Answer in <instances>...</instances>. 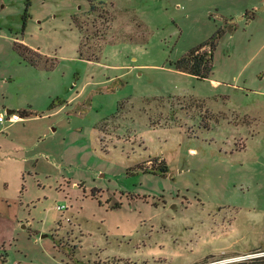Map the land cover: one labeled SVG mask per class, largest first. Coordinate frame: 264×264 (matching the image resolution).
I'll list each match as a JSON object with an SVG mask.
<instances>
[{
	"label": "rangeland",
	"instance_id": "374dc122",
	"mask_svg": "<svg viewBox=\"0 0 264 264\" xmlns=\"http://www.w3.org/2000/svg\"><path fill=\"white\" fill-rule=\"evenodd\" d=\"M219 28L209 77L174 67ZM22 107L0 264H264L222 254L264 242V0H0V114Z\"/></svg>",
	"mask_w": 264,
	"mask_h": 264
},
{
	"label": "trees",
	"instance_id": "16d2710c",
	"mask_svg": "<svg viewBox=\"0 0 264 264\" xmlns=\"http://www.w3.org/2000/svg\"><path fill=\"white\" fill-rule=\"evenodd\" d=\"M222 33V28L217 29V31L209 39L203 41L198 46L192 48L189 52L185 53L183 56L177 59L174 62V67L179 71L191 74L200 79L209 77L213 68L212 49L214 48L217 39ZM16 49L21 53V55L24 56L26 60L31 63L37 64V61L32 59L28 54L24 52L25 50L35 51L33 50V48L23 43H17ZM19 113L22 115V117H29L33 114V111L30 108H24L22 110H19ZM158 169L163 173L167 172V163L165 161H161ZM154 170L155 169H153V171Z\"/></svg>",
	"mask_w": 264,
	"mask_h": 264
},
{
	"label": "crops",
	"instance_id": "0c3cea01",
	"mask_svg": "<svg viewBox=\"0 0 264 264\" xmlns=\"http://www.w3.org/2000/svg\"><path fill=\"white\" fill-rule=\"evenodd\" d=\"M247 15H249V14H247ZM246 15V16H247ZM245 18V15L241 12V10H237V11H235V12H233L232 13V15H231V18L230 19H228V22H229V24H236V23H238V21L239 20H241V19H244ZM248 19L250 20L251 19V15H249L248 16ZM23 43V42H22ZM23 44H25V43H23ZM25 45H27V44H25ZM32 48V47H31ZM34 50H36L35 48H33ZM39 52V51H38ZM40 53V52H39ZM215 83L216 82H218V81H216V80H213ZM6 102L4 101V103H3V106H4V108H5V106H6ZM22 109H24L23 107L22 108H19V110H22ZM7 110H11V109H9V108H7L6 109V112H7ZM12 112H15L14 110H12L11 111V113ZM0 115H2V113L0 114ZM38 116H35V117H28L29 119L28 120H25L24 119V117H23V120H21V121H18V122H14V123H12V122H6L5 124H4V126L5 127H11L12 125H14V124H17V123H20V122H28V121H30L32 118H37ZM3 128H1L0 130H2ZM222 236H219V237H217V240H219V238H221ZM210 240H212V241H210ZM215 240H216V237L214 236V237H207L206 239H200L199 241H197L198 243H206V242H208L207 244H212L213 242H215ZM212 242V243H211ZM211 248H213L212 246H211ZM260 249H264V242H261V241H258V242H252V243H250V244H246V245H244V247L241 249L243 252H238L237 251V249L236 248H234V246H232V243L230 244V247L228 248V251L227 252H225L224 250L222 251V254H225L224 256L225 257H233V256H236V255H239V254H245V253H248V252H251V251H254V250H260ZM210 255H214V256H216L214 253H212L211 252V250L210 251H208V252H205V253H202V255L201 256H197L196 258H194V259H192L191 261L192 262H194V263H187V264H200V261L202 262L207 256H210ZM217 257V256H216Z\"/></svg>",
	"mask_w": 264,
	"mask_h": 264
},
{
	"label": "built area",
	"instance_id": "2783aa9c",
	"mask_svg": "<svg viewBox=\"0 0 264 264\" xmlns=\"http://www.w3.org/2000/svg\"><path fill=\"white\" fill-rule=\"evenodd\" d=\"M23 120V117L21 114L17 113V112H12V113H9L7 114L6 116L4 115H0V123L1 124H5L6 122H18V121H21ZM264 255V251H260V252H253V253H250V254H247V255H242V256H238V257H235L233 258V260H243V259H248V258H257V257H260V256H263ZM218 263H221V261H214L212 263H208V264H218Z\"/></svg>",
	"mask_w": 264,
	"mask_h": 264
},
{
	"label": "water",
	"instance_id": "95a60500",
	"mask_svg": "<svg viewBox=\"0 0 264 264\" xmlns=\"http://www.w3.org/2000/svg\"><path fill=\"white\" fill-rule=\"evenodd\" d=\"M12 110H7V114L11 113Z\"/></svg>",
	"mask_w": 264,
	"mask_h": 264
}]
</instances>
